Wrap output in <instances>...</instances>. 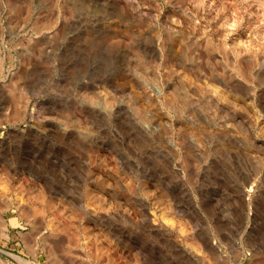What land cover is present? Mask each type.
Masks as SVG:
<instances>
[{
    "label": "rangeland",
    "instance_id": "obj_1",
    "mask_svg": "<svg viewBox=\"0 0 264 264\" xmlns=\"http://www.w3.org/2000/svg\"><path fill=\"white\" fill-rule=\"evenodd\" d=\"M51 259L264 264V0H0V264Z\"/></svg>",
    "mask_w": 264,
    "mask_h": 264
},
{
    "label": "bare ground",
    "instance_id": "obj_2",
    "mask_svg": "<svg viewBox=\"0 0 264 264\" xmlns=\"http://www.w3.org/2000/svg\"><path fill=\"white\" fill-rule=\"evenodd\" d=\"M240 65H241V64H240ZM237 67H238V66H237ZM239 67H240V66H239ZM239 67H238V69H240V70H238V71H240L239 73H241V72L246 73V72H244L243 70H241V69H244L242 66H241V68H239ZM238 71H237V72H238ZM246 75H247V74H245L244 76L246 77ZM244 76H243V77H244ZM246 78H247V77H246ZM105 95H108V94L106 93ZM104 97H105V96H104ZM90 98H91V99H90ZM90 98H89V99H90V102H91V100H93V99H92V97H90ZM106 99H109L108 96H106ZM106 99H105V100H106ZM103 100H104V98H103ZM93 101H94V100H93ZM96 105H97V104H96ZM98 106H99V105H98ZM93 107H95V105H94ZM97 108H99V107H97ZM136 112H137V111H136ZM135 114H138V112L135 113ZM141 119H142V117H141ZM145 125H146V124H145ZM146 126H147V127H150V125H146ZM86 190H87V193H88L87 196H89V197H92V196H93V197H94L95 193H94L92 190H90V189H88V188H87ZM38 191H39V190H38ZM31 195H32V193H31ZM43 195L45 196V193L40 189V191H39V196L37 195V196H38V199H41L40 196L43 197ZM46 197H47V196H46ZM46 200H51V199H44V201H43V200H38V201H39V202L41 201V203H43V202H45ZM42 201H43V202H42ZM46 202L49 203V201H46ZM46 202H45V203H46ZM50 202H51V201H50ZM46 204H47V203H46ZM47 205H50V206L53 207V203H52V202H51V204L49 203V204H47ZM41 206H43V204H42ZM35 207H36V206H35ZM170 207H171V206H170ZM36 208H37V207H36ZM50 209H51V208H50ZM63 220H64V219H63ZM64 221H65V222H64ZM64 221H62V223H61L62 226H63V228H68L71 222H70V221L68 222V221H66V220H64ZM45 243H47V242H45ZM48 243L50 244V241H49ZM197 243H198V242H197ZM49 244H48V245H49ZM50 245H51V244H50ZM50 245H49V246H50ZM44 246H45V245H44ZM46 247H47V246H46ZM52 247H54V245H52ZM48 248H50V247H48ZM44 249H45V248H44ZM48 250H50V249H47V253H48ZM51 250H53V249H51ZM55 250H56V249H55ZM55 250H53V251L55 252ZM53 251H52V252H53ZM52 252H51V253H52ZM49 254H50V252L48 253V255H49ZM55 255H56V254H55ZM50 256L53 257L54 254H53V255H50ZM54 257H55V256H54ZM54 257H53V258H54ZM56 257H57V256H56ZM56 257H55V258H56ZM55 258H54V259H55ZM19 259H20V261H21V260L23 261L22 258H19ZM49 259H50V257H49ZM56 259H57V258H56ZM51 260H52V259H51ZM51 260H50V261H51ZM2 262H3V261H2ZM53 262H54V261L52 260V264H56V263H53ZM55 262H56V260H55ZM0 263H1V262H0ZM28 263H29V262H28ZM31 263H32V262H31ZM58 263H59V262H58ZM58 263H57V264H58Z\"/></svg>",
    "mask_w": 264,
    "mask_h": 264
}]
</instances>
